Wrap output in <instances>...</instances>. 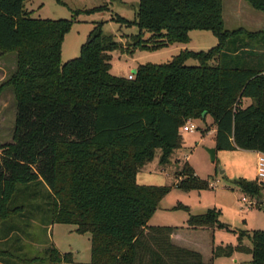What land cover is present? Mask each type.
<instances>
[{
	"label": "trees",
	"instance_id": "1",
	"mask_svg": "<svg viewBox=\"0 0 264 264\" xmlns=\"http://www.w3.org/2000/svg\"><path fill=\"white\" fill-rule=\"evenodd\" d=\"M25 1L0 0V53L16 55L15 71L2 84L13 91L16 115L12 143L0 145V228L23 211L11 203L33 186L34 195L44 193L50 202L49 226L72 225L75 233L89 235V264H212L173 245L176 228L147 226L170 188L139 185L136 176L157 150L159 163L168 164L182 147L185 122L207 116L216 152L264 154V32L224 30L222 0H138L132 21L112 19L138 29L127 55L186 45L195 30L210 32L217 45L205 52L182 50L167 63L138 65L128 80L110 74L111 53L122 48L114 36L102 34L101 23L93 25L79 56L62 63L64 38L82 11L69 21L33 19ZM244 1L264 14V0ZM189 60L196 66H186ZM242 99L253 104L235 108ZM236 184L244 194L262 196L264 186L256 180ZM175 187L200 191L210 183L186 164ZM219 216L215 210L189 216L187 228L224 229ZM246 234H237L235 247H214L212 260L238 253L249 255V264H264V230ZM2 258L11 260L7 264L71 261L54 247L42 258L21 260L0 251Z\"/></svg>",
	"mask_w": 264,
	"mask_h": 264
},
{
	"label": "rangeland",
	"instance_id": "2",
	"mask_svg": "<svg viewBox=\"0 0 264 264\" xmlns=\"http://www.w3.org/2000/svg\"><path fill=\"white\" fill-rule=\"evenodd\" d=\"M103 8L91 13L84 10ZM138 8V0H27L24 3L25 12H30L33 19L41 20H72L74 12L77 15L70 31L66 34L62 49L61 62L77 58L80 47L87 39L95 23H101V31L105 36H114L120 42L122 52L111 53L110 74L115 77L127 78L138 65L151 63L163 64L179 53L180 48L189 51H207L217 45V39L208 31H191L190 42L185 46L174 45L157 52L136 51L133 56L124 52L131 50L134 35L138 33L135 26L125 27L112 19L120 17L128 21L134 19ZM222 19L224 30L242 29L246 33L264 32V14L253 9L244 0H222ZM147 35L141 36L145 39ZM245 41V37H240ZM242 56V55H240ZM258 58H261L258 55ZM186 66H196L189 60ZM16 68L14 53H0V145L12 143V134L16 115V101L10 87H2ZM253 104L251 99H242L235 108H245ZM197 129L192 132L180 130L181 149L172 153L166 165L159 163L161 152L157 150L151 162L146 164L137 174L139 185L168 187L170 191L159 202L157 210L147 225L151 228L173 227L178 234L173 245L199 252L205 263L212 264H249L250 256L233 254L230 258L212 260V249L218 246L235 247L237 234L250 233L254 230H264V187L262 196L251 197L244 194L237 186L238 180L254 181L256 155L252 151H217L215 160L210 161L206 149L213 148L214 126L212 118L190 120ZM188 165L199 180L212 183L206 190L182 191L175 187L178 174L184 165ZM222 172V173H221ZM264 186V182L262 183ZM23 188V187H19ZM21 190V189H20ZM244 199V201H243ZM250 204V206H249ZM23 206V211L0 228V251H9L21 260L42 258L43 252L54 247L62 255H70L71 261L64 264H89L90 238L88 234H77L72 225L47 224L50 220V202L45 201L44 193L34 195L32 186L27 193L16 196L11 207ZM41 210H37L36 207ZM183 206L188 209H176ZM208 210L219 212V221L224 229L205 230L206 233L194 232L187 228L189 216L205 214ZM10 236L3 238L6 231ZM247 235V234H246ZM172 236V235H171ZM246 246L250 243L246 236L242 238ZM2 261V262H1ZM14 264H19L15 260ZM2 264L11 263L8 258L0 259Z\"/></svg>",
	"mask_w": 264,
	"mask_h": 264
},
{
	"label": "built area",
	"instance_id": "3",
	"mask_svg": "<svg viewBox=\"0 0 264 264\" xmlns=\"http://www.w3.org/2000/svg\"><path fill=\"white\" fill-rule=\"evenodd\" d=\"M127 79L132 80L133 74L129 75L127 77ZM196 129H197V127L193 123H191L190 120L185 122V124L181 128V130L184 132H192V131H195ZM255 180L261 184L264 182V154L263 153H257V156H256ZM210 186L212 187L211 184H210ZM243 201H244V199H243ZM249 206H250V204H249Z\"/></svg>",
	"mask_w": 264,
	"mask_h": 264
},
{
	"label": "crops",
	"instance_id": "4",
	"mask_svg": "<svg viewBox=\"0 0 264 264\" xmlns=\"http://www.w3.org/2000/svg\"><path fill=\"white\" fill-rule=\"evenodd\" d=\"M176 45H180V44H176ZM172 46H174V45H172ZM181 46H185V45H181ZM171 47V46H170ZM169 48V47H168ZM167 49V48H166ZM186 48H180V50H179V52L180 51H182V50H185ZM188 50V49H187ZM135 70V69H134ZM133 71V70H132ZM131 71V72H132ZM211 133H214L215 134V127H214V129L210 132V133H208V135L209 134H211ZM213 148H214V145H213ZM253 153H255V155L257 156V152H253ZM136 181H137V176H136ZM211 185H212V183H210ZM211 187V186H210ZM148 226V225H147ZM192 231H194V232H199V233H206V231L205 230H192ZM177 237H178V234L177 233H173L172 234V236H171V239L173 240V241H175L176 242V239H177ZM199 253V252H198Z\"/></svg>",
	"mask_w": 264,
	"mask_h": 264
},
{
	"label": "water",
	"instance_id": "5",
	"mask_svg": "<svg viewBox=\"0 0 264 264\" xmlns=\"http://www.w3.org/2000/svg\"><path fill=\"white\" fill-rule=\"evenodd\" d=\"M135 73H136V70H133L132 71V74H135ZM206 152H207V154L209 156L210 161L213 162L215 160V156H216V150H215V148L206 149Z\"/></svg>",
	"mask_w": 264,
	"mask_h": 264
}]
</instances>
